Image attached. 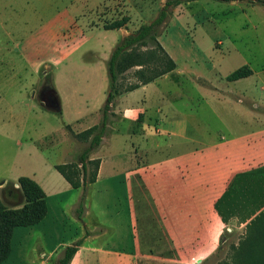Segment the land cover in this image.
Segmentation results:
<instances>
[{"label":"rangeland","instance_id":"374dc122","mask_svg":"<svg viewBox=\"0 0 264 264\" xmlns=\"http://www.w3.org/2000/svg\"><path fill=\"white\" fill-rule=\"evenodd\" d=\"M168 1L0 0V183L20 176L43 180L49 191L50 207L44 222H49L47 230L43 228L42 233L39 227L43 226L33 230L19 227L12 237L10 259L4 264H39L40 252L45 250L48 254L54 248L55 228L60 232L57 241L62 243L70 237L78 238L86 223L98 233L95 242L106 243L103 248H115L122 254L131 247L128 196L118 175L128 167V153L132 144L139 145L137 140L131 143L122 136H112V123L102 144L95 149L100 148V156L106 160L102 178L79 189L60 188L56 178L62 179V176L50 164L78 161L90 145L89 140L63 136V127L64 123H70L74 131L85 128L90 118L75 122V107L94 101L98 95L96 84L102 79L96 82L98 75L79 63L83 52L91 47L102 50L120 38V32L95 25H110L128 17L139 29L166 9L168 14L157 26V37L178 51L181 62L191 63L189 52L192 51L196 52L199 64L228 62L232 66L251 62L258 73L252 78L264 79L261 71L264 68V0H193L167 7ZM153 47L152 43L146 44L131 52L133 57L145 62L143 69L149 73L158 69L150 58L153 51L158 52ZM85 55L93 56L91 52ZM137 69L141 67L120 72L119 81L122 78H127V83L134 81ZM48 86L59 91L63 101L61 113L42 105L43 90ZM208 122L211 129L221 131L215 118H208ZM170 152L175 150H149L141 156L152 160ZM57 188L65 192L58 195L53 191ZM3 192L0 190L1 195ZM77 199L79 205L72 214L70 202ZM23 238L27 240L25 244ZM219 247L218 253L203 264H264V212L247 228L228 234ZM33 248L37 260L34 263L29 261ZM90 255V250H82L83 264L88 263ZM101 255L105 257V264H111V258ZM115 257L119 264L125 261L123 255ZM55 261L56 256H52L48 264ZM127 264L135 263L128 258Z\"/></svg>","mask_w":264,"mask_h":264},{"label":"crops","instance_id":"0c3cea01","mask_svg":"<svg viewBox=\"0 0 264 264\" xmlns=\"http://www.w3.org/2000/svg\"><path fill=\"white\" fill-rule=\"evenodd\" d=\"M95 27L120 32V38L102 50L99 47L87 49L79 59L84 68L98 75L96 82L102 79L96 84L98 95L94 101L88 100L75 107V122L90 118L83 130L100 123L101 107L110 87L108 61L116 46L138 29L132 18L125 28L107 29L101 24ZM161 44L176 62V68L122 92L113 103L117 121L112 122V136H122L124 141L131 143L136 139L139 144L137 147L132 144L128 167L118 175L128 196L129 252L121 254L115 248H103L106 243L100 244V240L96 243L98 233L86 223L78 238L70 237L62 243H59V229L55 228L54 248L48 254L45 250L40 252L39 264H48L52 256H56L54 264H58L65 248L78 241L81 244L70 264H83L80 253L85 249L91 251L87 264H105L101 253L111 258V264H119L115 256L121 255L125 260L122 264H127L128 258L135 264H199L224 243L228 234L247 228L264 212V79L252 78L258 73L251 62L232 66L228 62L199 64L196 52L192 51L189 52L191 63H184L177 50L164 42ZM87 52L93 56L86 57ZM245 65L251 69L250 75L227 79L229 74ZM261 71L264 72V68ZM133 79L129 83L138 81L136 77ZM120 80L127 84V78ZM53 89L60 97L58 89ZM208 118H215L224 132L211 129ZM67 124L70 123H64L63 136L70 137L72 135L65 129ZM99 149L90 155V159H100L94 183L101 180L106 161ZM163 149L175 152L152 160H144L141 156L149 150ZM50 164L55 168L60 163ZM61 176L62 179L56 178L60 188L75 189ZM19 178L0 183L3 195L11 196L10 200L15 203L20 201ZM36 181L46 192L48 213L41 222L20 227L33 230L43 226L39 227L43 233L49 223H44L50 212L49 191L43 180ZM9 182L11 187L6 190ZM60 188L53 191L60 195L65 192ZM78 205V199L70 202L72 214ZM43 223L45 225H40ZM18 228L14 229L13 237ZM24 239L25 244L27 240ZM31 250L29 261L34 263L37 261L35 248Z\"/></svg>","mask_w":264,"mask_h":264},{"label":"trees","instance_id":"16d2710c","mask_svg":"<svg viewBox=\"0 0 264 264\" xmlns=\"http://www.w3.org/2000/svg\"><path fill=\"white\" fill-rule=\"evenodd\" d=\"M184 1L193 0H169L167 7L180 5ZM220 1L230 2L243 0ZM167 14L166 9H164L161 11L160 16L153 22L143 24L138 30L125 37L114 49L108 61L110 87L107 98L101 107V122L78 133L70 125H66L67 130L72 136L79 140L90 141L89 147L82 151L78 161L55 165V168L73 188L86 187L97 180L100 159H90V154L101 145L104 135L108 133V128L114 121L113 117L117 116L113 112V103L116 96L122 92L133 90L141 84L150 82L156 77L171 72L176 68V62L168 54L157 37V26L163 23ZM128 21V17H123L110 25H105V28L115 29L125 27ZM151 43L154 45V50H158V52L153 51V55L150 56L153 59V65H156L158 69L149 73L143 69L145 62L133 57L134 55L131 52L135 48H138V46H145ZM134 66L141 67V69H137L134 73L138 81L127 84L119 82V73ZM251 72V69L245 65L229 74L227 79L237 80L250 75ZM18 183L20 194L19 202H12L8 196L1 195L0 193V263L6 261L11 254V242L14 229L20 226L35 225L41 222L48 213L47 195L43 187L29 176H21L18 179ZM80 244L81 242L78 241L73 245L67 246L63 255L59 258L58 264H70ZM219 248L204 259L201 264L207 262L218 253Z\"/></svg>","mask_w":264,"mask_h":264},{"label":"water","instance_id":"95a60500","mask_svg":"<svg viewBox=\"0 0 264 264\" xmlns=\"http://www.w3.org/2000/svg\"><path fill=\"white\" fill-rule=\"evenodd\" d=\"M42 105H44L46 108L56 111V112H61L62 111V102L60 97L57 95V93L54 90L53 96L44 98L42 101Z\"/></svg>","mask_w":264,"mask_h":264},{"label":"flooded vegetation","instance_id":"af4514ba","mask_svg":"<svg viewBox=\"0 0 264 264\" xmlns=\"http://www.w3.org/2000/svg\"><path fill=\"white\" fill-rule=\"evenodd\" d=\"M44 98L53 96L54 94V89L50 86L46 87V89L43 90Z\"/></svg>","mask_w":264,"mask_h":264}]
</instances>
